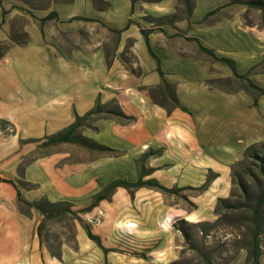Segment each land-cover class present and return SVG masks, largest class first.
Masks as SVG:
<instances>
[{"label": "crops", "instance_id": "1", "mask_svg": "<svg viewBox=\"0 0 264 264\" xmlns=\"http://www.w3.org/2000/svg\"><path fill=\"white\" fill-rule=\"evenodd\" d=\"M191 6L186 16L168 20L176 0H0V264H100L104 255L84 231L81 250L64 246L52 253L40 234L43 216L32 203L84 204L111 180L135 181L136 158L146 149L153 155L143 168L170 170L162 157L171 146L188 154L181 170L213 173L205 187L210 198L199 202L196 218L225 195L235 153L227 148L213 156L195 131L188 142L174 135L191 122L180 108L198 102L190 93L198 72L216 77L200 49H209L201 28L212 22L193 21L204 22L220 8L215 1L199 17ZM182 56L197 66L184 68ZM95 105L97 111L87 115ZM76 117L81 120L70 138L85 137L110 150L51 140ZM152 148H161L159 155ZM153 179L173 188L204 180ZM126 189L115 187L112 197ZM87 248L91 261L90 253L80 256Z\"/></svg>", "mask_w": 264, "mask_h": 264}, {"label": "rangeland", "instance_id": "2", "mask_svg": "<svg viewBox=\"0 0 264 264\" xmlns=\"http://www.w3.org/2000/svg\"><path fill=\"white\" fill-rule=\"evenodd\" d=\"M139 1L146 0L135 2ZM215 1L220 9L208 13L206 21L197 19L193 23L212 22L201 28L200 39L215 57L200 49L203 56H208L216 77L209 76L207 70L198 72L201 77L197 74L190 92L196 95L198 102L195 105L187 102L179 107L191 122L176 128L174 135L188 142L190 132L195 131L202 148L213 156L218 157L227 148L235 153L225 195L215 197L211 209L201 211L202 217L196 218L199 202L210 198L205 187L213 173L181 170L184 161H189L188 154L185 157L171 146L162 157L170 164L167 165L170 170L160 173L143 168L142 162L153 155L146 149L136 158L139 162L137 177L160 176L165 182H171L179 176L182 180L186 175L197 180L203 175V179H207L205 186L200 187L203 180L198 186H187L174 193L152 186L128 188L114 198L113 187L107 197L87 211L81 209L95 194L101 193L103 187L92 194L87 203L62 201L49 210L51 214L43 218L40 228L41 238L52 253L58 254L64 246L73 252L81 250L79 232L84 231V225L92 233L100 231V235L93 234L102 247L114 249L103 253L90 239L104 255L100 264H249L250 210L231 207L215 213L214 207L218 197H227L231 202L243 196L251 199L263 186L260 164L264 166V162L248 153L256 150L261 154L260 143H264V8L235 2L237 0H176V12L167 19L186 16L194 3L195 14L200 17L215 7ZM220 19L227 20L219 22ZM181 60L184 68L198 63L189 56H182ZM216 87L232 92H222ZM152 149L154 155H159L161 148ZM202 162H207L204 154ZM257 241L261 252L259 264H264V206ZM81 253V257L90 253V261L93 259L90 248Z\"/></svg>", "mask_w": 264, "mask_h": 264}, {"label": "trees", "instance_id": "3", "mask_svg": "<svg viewBox=\"0 0 264 264\" xmlns=\"http://www.w3.org/2000/svg\"><path fill=\"white\" fill-rule=\"evenodd\" d=\"M137 0H130L131 4L134 3ZM187 2V0H186ZM235 2L238 3H242V4H248L252 7L255 8H259V9H263L264 8V0H237ZM189 7V6H188ZM189 11V10H188ZM141 33L143 34L144 38L146 39V31L141 30ZM200 48L211 54L213 57L214 54L210 49H207L203 46H200ZM219 60L222 61H226L224 58L218 57ZM233 68V67H232ZM264 93V91L262 92ZM97 111V106L95 105L94 108H92L91 110H89L87 112V115L90 113H94ZM80 118L76 117L75 121L68 127L67 132H63V133H58L54 136H52L51 140L52 141H75V142H79L80 144H83L89 148L92 149H102V150H106L109 151L110 149L106 146L103 145H99L95 142H93L92 140H89L85 137H81V136H77L75 138H70L68 133H70L75 127L76 125H78V123L80 122ZM260 147H261V154L257 153L256 150H250V152L248 153V155L250 157H253L255 159H257L258 161L264 162V143H260ZM248 149H250L249 146H247ZM142 172V171H141ZM139 172V174L141 173ZM260 173L263 176V186L261 188H259L257 190V192L253 195V197L251 199H249L246 196H243L241 198V200H232V202L230 201V199H228L227 197H218L217 198V202L216 205L214 207V212H219V211H223V210H228L231 207L234 208H238V207H243V208H247L250 210L251 212V225L249 226V231H250V248H249V252H248V256H249V264H259L260 260H259V256L261 254L260 250H259V246H258V241H257V237L259 234V227H260V220H261V210H262V206H264V166L262 164H260ZM236 175V174H235ZM207 182V179L204 180V182L200 185V187L205 186ZM238 182V181H236ZM240 184V182H239ZM117 186H122L124 188H137V187H141V186H152V187H156L162 191L165 192H177L179 189L182 188H176V187H165L161 184H159L155 179L153 178H147V179H141V176L138 175L137 179L135 181L129 182V181H125L124 179H114L112 181H110L105 187H103V189L101 190L102 192H104L103 194H101L100 192H98L97 194H95V196H93V200L88 203L85 207H83L81 210L82 211H87L89 210L91 207H93L98 200L107 197V193H109L113 187H117ZM62 202V201H60ZM60 202H55V203H49L45 200H40L38 202H33L32 205L35 207V209L42 214L43 218L44 217H48L51 213H49V210L52 209V207L54 205H57ZM84 229V232L86 234V236L93 240L98 246H100L103 250V253H105L106 251H113V248H104L100 245L99 239L96 235H94L92 232H90V230L86 227V226H82Z\"/></svg>", "mask_w": 264, "mask_h": 264}]
</instances>
